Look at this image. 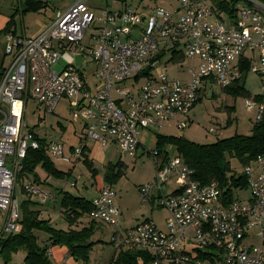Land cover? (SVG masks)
Listing matches in <instances>:
<instances>
[{
    "label": "built area",
    "instance_id": "built-area-1",
    "mask_svg": "<svg viewBox=\"0 0 264 264\" xmlns=\"http://www.w3.org/2000/svg\"><path fill=\"white\" fill-rule=\"evenodd\" d=\"M87 1L57 11L36 36L5 35V54L12 61L0 85V240L22 230L19 175L27 151L39 147L26 122L30 101L49 114L61 99L70 102V112L84 122V142L66 155L60 141L50 140L47 153L53 160L75 163L89 139L101 148L113 143L135 158L144 129L161 128L170 120L185 128L204 81L223 88L241 81L247 71L240 62L248 61L251 69L256 52L259 66L252 71L261 76L264 91V5L242 6L241 18L237 14L227 23L203 0H180L174 10L156 7L148 16L126 7L96 15ZM172 49L197 60L189 83L161 71L159 55ZM78 56L90 61L74 66ZM60 60L65 67L57 71ZM88 63L95 67L93 86L82 72ZM245 105L249 111L255 107L248 98ZM257 110L259 122L263 102ZM152 155L155 178L139 186V198L146 204L156 196L157 205L167 211L166 230L145 219L120 232L121 213L109 184L91 201L89 216L116 229L111 241L116 250L148 252L152 258L145 264H264L263 156L254 160L256 172L252 164L244 167L251 198L241 202L227 200L215 182L194 180L193 170L178 155ZM171 177L178 189L167 194L163 187ZM23 191L39 203L53 199L33 181L25 182ZM52 253L48 247L47 254Z\"/></svg>",
    "mask_w": 264,
    "mask_h": 264
},
{
    "label": "rangeland",
    "instance_id": "rangeland-1",
    "mask_svg": "<svg viewBox=\"0 0 264 264\" xmlns=\"http://www.w3.org/2000/svg\"><path fill=\"white\" fill-rule=\"evenodd\" d=\"M44 1L47 2L44 13H29L24 20V24L28 27L29 32L37 29L38 21L50 24L51 19L54 18L57 11L64 10V8L77 0ZM24 2L25 0H22L23 5ZM179 3L180 0H88L85 4L96 15L102 14L105 10H119L126 7V9L137 11L142 15L148 16L156 7L174 10L178 7ZM8 4L10 7H15L17 5L16 0H0V13L10 14V10L6 12L4 8ZM237 14L238 17L241 18L239 10ZM221 15L227 23L233 19L226 13H221ZM14 20L16 22L17 31L20 33L22 30L21 16L18 14ZM139 33L140 32H137L135 35L140 37ZM89 35L90 30H88L85 39H87ZM88 61H90L89 57L84 60L83 57L78 56L75 58L74 66H83ZM159 61L161 71L165 73L169 79L178 80L182 83H189L191 81L190 70L197 67V60L187 59L183 57L182 53L179 51L175 53L167 51L160 56ZM5 63H7V60ZM251 66V69L247 70L243 82L244 90L247 91L248 95H233L219 86L216 82L209 84L206 90L201 91L199 102H197L195 107L190 111L189 118L186 119L185 128H178L177 121L170 120L162 122L161 124L163 126L161 128L151 126L141 131L139 139L144 149L139 147L138 154L135 158L130 157L126 152L122 151L119 146L107 143L102 149L97 142L89 139L86 142L90 150L85 148L82 155L84 152L86 154L91 153L93 165L97 171L96 175H92L91 171L87 169L82 160L76 165L63 162L62 160H53L54 165L65 171L73 166L72 174L68 180H57L50 176L48 177L44 170L39 167L36 168V172L41 180L46 179L48 182V185L43 186V188L49 190L56 199L55 208H53L52 201H47L44 204V207L49 209L50 212L51 226L57 229L67 227L65 220L61 218L60 214V190L69 191L76 196H81L90 200L95 196L97 188L101 184V179L104 176L106 168L103 164H115L120 161L123 163L121 175L111 183V187L116 193L115 203L122 212L119 217L121 228L118 230L121 232L125 227L129 228L145 219L154 221L157 227L166 230L165 219L167 218V211L162 207L152 206L151 202H147L146 204L142 203L139 198L138 190L139 186L152 182L155 178L156 165L152 153L158 151V135L183 136L198 144H211L218 139L228 138L235 134L250 135L256 123V116L258 113L257 106L259 102L256 100V96L264 95V91L262 90V78L259 74L252 71L253 67L259 66L257 52L255 53ZM64 67L65 62L62 60L58 61L54 66L57 71H60ZM94 70V64L88 63L82 71L88 83L92 86L95 84L93 77ZM138 79L140 80V78ZM131 81L132 80L128 83H131ZM246 98L255 105L251 111L246 108ZM36 107L37 105L33 101H30L27 106L26 122L29 128L33 129L40 137L47 140L60 141L63 144L66 155H70V145H73L75 149L82 146L86 130L81 118L70 112V102L67 99H61L56 105L54 112L51 114L42 109H37ZM166 146L169 149V156L177 155L175 149L171 148L170 145ZM82 157L85 158V154ZM103 158L104 161L102 163L101 159ZM228 160L236 176L244 174L245 165L235 157H230ZM250 164H252L255 170L254 161H251ZM79 173L82 174V176L77 178ZM28 180L27 178H19V203L27 198V194L21 191V187L23 182ZM74 180H76V186H71L69 181ZM166 186H164L163 189L168 193L173 187H177L174 178L171 177ZM232 192L233 198L241 202H247L251 198V193L247 185L242 189L233 188ZM45 218L48 217L46 216ZM87 224L88 219L84 218L77 226L80 228L82 225ZM115 232L116 229L114 227L101 221L95 225L94 234L91 237V240L94 241V245L90 251L89 260L86 264H110L112 258L117 257L119 251H116L114 244L111 242ZM35 234L37 235V241L40 246L47 245L46 240L48 237L45 233L36 231ZM24 257L25 252L23 250L12 252L9 264H23ZM3 258L4 256L0 254V264H4ZM51 260L54 264H76L73 259H66L64 256L60 257V260L51 256ZM78 264H81V262Z\"/></svg>",
    "mask_w": 264,
    "mask_h": 264
},
{
    "label": "trees",
    "instance_id": "trees-1",
    "mask_svg": "<svg viewBox=\"0 0 264 264\" xmlns=\"http://www.w3.org/2000/svg\"><path fill=\"white\" fill-rule=\"evenodd\" d=\"M203 1H208L215 10L216 17L221 19V13H226L231 19L235 18L237 16V11L242 6L252 7L256 6L255 3L264 5V0ZM45 7L46 4L40 0H27L25 11H39ZM10 23L11 21L8 22L9 25ZM8 30L9 26H7L5 34L11 33L8 32ZM178 51L181 53L180 50L172 49L173 53ZM249 67L248 61L242 63V70L247 71ZM140 77L141 75L136 78ZM207 81L208 80L204 81L202 91L206 90L209 84H212ZM243 84L244 83L240 81H236L231 86H227L224 89L233 95H248L247 91L244 90ZM199 100L200 97L197 102H199ZM256 100L264 103V95H257ZM33 133L39 142V147L27 151L23 161V171L20 173L19 178L30 175L34 177V182L38 183L39 178L36 173V168L39 167L47 173L48 177L50 176L57 180H68L71 173L54 165V162L47 153V145L50 140L40 137L34 130ZM166 145H173L176 148L177 155L193 170L192 178L194 180L201 184H208L211 182L217 183L225 198L227 200H232L233 188H245L247 180L244 174L236 176L233 173L228 159L230 157H235L246 166L259 156L264 157V112L261 120L254 124L250 135L235 134L228 138L218 139L211 144H198L183 136L158 135L157 153H165L164 147ZM165 156H168V153H165ZM82 162L87 169L91 171L92 175L97 174L92 161H88V159L85 158ZM122 166L123 163L120 161L115 164H107L103 176L105 182L111 186V183L120 177ZM74 186H76V183ZM177 189L178 188L175 187L172 191ZM59 195L60 214L61 218L65 220L67 227L57 229L51 226L50 214L45 215L48 218L42 215V212L45 210V203H39L30 198L23 199L20 204V222L22 224V230L19 233L11 234L0 240V254L4 256V264H9L12 252L20 250L25 252L23 264H54L47 254V248L54 245L66 247L70 256H72L77 263H87L90 251L94 245V241L91 240V237L94 234L95 225L100 223V221L94 220L89 216L93 198L87 200L84 197L76 196L65 190H60ZM50 201H52L53 207H55L56 199L53 197ZM84 218L88 219V224L82 225L79 228L77 224L82 222ZM36 231L43 232L47 235V245L40 246L38 244L37 235L35 234ZM116 251H119V253L116 258H112L110 264H145L152 258L148 252L140 251L135 248Z\"/></svg>",
    "mask_w": 264,
    "mask_h": 264
},
{
    "label": "crops",
    "instance_id": "crops-1",
    "mask_svg": "<svg viewBox=\"0 0 264 264\" xmlns=\"http://www.w3.org/2000/svg\"><path fill=\"white\" fill-rule=\"evenodd\" d=\"M41 2H43V3H45L46 4V7H47V2H45L44 0H40ZM76 2V1H75ZM74 2V3H75ZM74 3H72V4H70L69 6H67L66 8H64V9H67L68 7H70L71 5H73ZM16 6L15 7H13V6H11L10 7V5L8 4L6 7H4L5 8V10H6V12H8L9 10H10V14L9 13H6V14H3V13H0V85H1V82H2V79H3V76H4V72H5V70L9 67V65L11 64V61H12V57L11 56H8V55H6L5 54V50H4V41H5V30H6V28H7V26H9V30H8V32H11V33H13V34H15V35H17V36H20V37H33V36H36V35H38L39 33H41L42 31H44L48 26H49V24L48 23H43L42 21H38L37 22V29H34L33 31H31V32H29V30H28V27L27 26H25V24H24V20H25V18L27 17V15L29 14V13H44L45 12V9H46V7L45 8H43V9H40L39 11H25L26 10V4H27V0H25V2H24V5H23V3H22V0H16ZM122 9V8H121ZM121 9H119V10H121ZM42 10H44V11H42ZM18 14L21 16V22H22V30H21V32L19 33L18 31H17V28H16V22H15V17L16 16H18ZM52 20H53V18L51 19V22H52ZM9 21H11V23H10V25L8 24V22ZM50 22V23H51ZM171 52H172V50H171ZM162 54H164V53H162ZM161 54V55H162ZM183 55V54H182ZM6 60H7V63H5L6 62ZM241 63V65H242V61L240 62ZM246 76V75H245ZM244 78L245 77H243V79L240 81L241 83H243L244 82ZM82 120V119H81ZM82 123H83V126H84V122H83V120H82ZM33 130V129H32ZM86 142V141H85ZM111 145H115V144H113V143H111ZM115 146H117V145H115ZM142 149H144V146L141 144V146H140ZM166 147L167 146H165L164 147V152L165 153H168V147H167V149H166ZM170 147L171 148H173V149H175L176 150V148L173 146V145H170ZM70 153L72 152V149L74 148V146L73 145H70ZM85 148H87L88 150H90V148H89V146H88V144H87V142H86V144H85V146H84V148H83V150H85ZM140 148V149H141ZM101 149V148H100ZM100 149H99V151H100ZM103 149V148H102ZM88 153V152H87ZM165 153H162V154H159V157L161 158L162 156H164V154ZM84 154H85V158H87L88 159V161H92V164H93V160H92V157H91V153L89 154H86L85 152H84ZM83 154V155H84ZM82 155V156H83ZM87 156V157H86ZM50 157V156H49ZM85 158H83V157H81V159L79 160V161H81V160H84ZM52 161H53V159L52 158H50ZM79 161H77V162H75V163H73V165H76ZM103 161H104V158L103 159H101V162L103 163ZM108 164H111V163H108ZM85 165V164H84ZM105 167H106V165L107 164H103ZM94 166V165H93ZM72 167L73 166H71V167H69V169H67L66 171H69L71 174H72ZM65 171V170H64ZM37 173V172H36ZM37 175H38V173H37ZM79 176H82V174H78V176H77V178H79ZM24 178H27V179H29L28 181H33L34 182V177H32V176H25V177H23V179ZM32 180H31V179ZM38 178H39V181H38V185H40L42 188H43V186H47L48 185V182H47V180L45 179V180H41V178L39 177V175H38ZM102 181H101V184L99 185V187L97 188V191H96V193H95V196L94 197H96L97 196V194H98V191H99V189L104 185V184H107L106 182H105V180H104V177H102V179H101ZM44 181H46V182H44ZM27 182V181H26ZM76 183V180H74V181H69V183L71 184V183ZM25 182H23V184H24ZM23 184H22V187H21V191L24 193V191H23ZM71 186H74V185H72L71 184ZM167 187V186H166ZM175 187H173L172 188V190L174 189ZM44 189V188H43ZM46 190V189H45ZM171 190V191H172ZM46 191H49V190H46ZM170 191V192H171ZM50 192V191H49ZM164 192H166L167 194H168V192L167 191H164ZM169 192V193H170ZM17 194H18V186H17ZM25 194V193H24ZM93 197V198H94ZM28 198H30V199H32V200H36V201H38L35 197H31V196H27V198H25V199H28ZM18 200H19V197H18ZM50 200H52V199H48V200H46L44 203H46L47 201H50ZM91 200V199H90ZM149 202H151L152 203V206L154 205L155 207H159L158 205H157V200H156V196H152L151 197V199H150V201ZM21 204V203H20ZM40 207V206H39ZM53 208H55V207H53ZM119 208V207H118ZM120 210V213H122L121 212V209H119ZM49 215L50 214V212H49V209H47V208H45V210L42 212V215L43 216H45V215ZM46 217V216H45ZM138 224V223H137ZM137 224H135V225H133V226H131V227H134V226H136ZM131 227H129V228H131ZM121 228V227H120ZM125 229H127V227H125ZM125 229H123V230H125ZM52 248V252H53V254L51 255V256H53V257H55L56 259H58V260H60V257H62V256H64L66 259L67 258H71V259H73L74 260V258L72 257V256H70V254L68 253V251H67V249H66V247H64V246H60V245H54V246H52L51 247ZM51 256H50V258H51ZM52 261V260H51ZM74 262L76 263V264H78L75 260H74Z\"/></svg>",
    "mask_w": 264,
    "mask_h": 264
}]
</instances>
